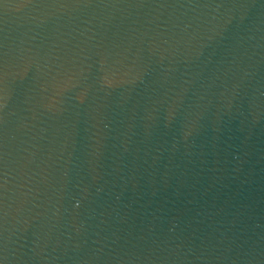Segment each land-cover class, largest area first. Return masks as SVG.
Instances as JSON below:
<instances>
[{
    "label": "water",
    "instance_id": "obj_1",
    "mask_svg": "<svg viewBox=\"0 0 264 264\" xmlns=\"http://www.w3.org/2000/svg\"><path fill=\"white\" fill-rule=\"evenodd\" d=\"M0 264H264V0H0Z\"/></svg>",
    "mask_w": 264,
    "mask_h": 264
}]
</instances>
